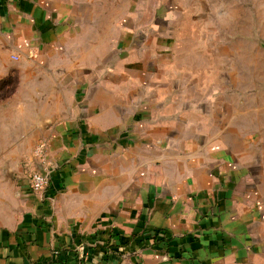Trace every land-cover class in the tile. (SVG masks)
<instances>
[{
    "label": "crops",
    "instance_id": "0c3cea01",
    "mask_svg": "<svg viewBox=\"0 0 264 264\" xmlns=\"http://www.w3.org/2000/svg\"><path fill=\"white\" fill-rule=\"evenodd\" d=\"M210 6L0 0V79L20 82L0 131L36 139L0 264H264V148L211 81ZM42 140L50 185L34 194Z\"/></svg>",
    "mask_w": 264,
    "mask_h": 264
},
{
    "label": "rangeland",
    "instance_id": "374dc122",
    "mask_svg": "<svg viewBox=\"0 0 264 264\" xmlns=\"http://www.w3.org/2000/svg\"><path fill=\"white\" fill-rule=\"evenodd\" d=\"M196 1L211 4L203 11L204 39L201 44L204 52H212L209 59H204L212 61L214 76L211 81L219 84V97L234 99V113L236 116L242 114L241 133L251 139V149H262L264 0ZM9 76L7 88V77L0 79V124L3 117L6 122V101L18 93L20 85L17 70H13ZM9 90L12 94L6 99ZM238 122L236 120V127L239 126ZM28 124L25 122L26 131L20 132L18 136L10 137L9 132L6 136V131H0V227L21 210L22 203L18 195L20 169L36 140ZM7 125L9 129H14L24 123L10 121Z\"/></svg>",
    "mask_w": 264,
    "mask_h": 264
},
{
    "label": "built area",
    "instance_id": "2783aa9c",
    "mask_svg": "<svg viewBox=\"0 0 264 264\" xmlns=\"http://www.w3.org/2000/svg\"><path fill=\"white\" fill-rule=\"evenodd\" d=\"M17 59V58H16ZM48 143L45 140L39 141L33 150V159L39 165V169L31 170L28 173V186L32 193L42 194L50 185V161L47 156Z\"/></svg>",
    "mask_w": 264,
    "mask_h": 264
},
{
    "label": "trees",
    "instance_id": "16d2710c",
    "mask_svg": "<svg viewBox=\"0 0 264 264\" xmlns=\"http://www.w3.org/2000/svg\"><path fill=\"white\" fill-rule=\"evenodd\" d=\"M9 78H10V76L6 78V88H7V84L10 82V80H8ZM11 94H12V91H10V90L7 91V93H6V99L9 98L11 96Z\"/></svg>",
    "mask_w": 264,
    "mask_h": 264
}]
</instances>
